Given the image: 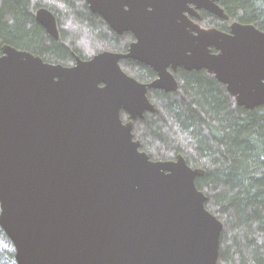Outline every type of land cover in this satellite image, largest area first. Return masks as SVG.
<instances>
[{
    "label": "water",
    "instance_id": "obj_1",
    "mask_svg": "<svg viewBox=\"0 0 264 264\" xmlns=\"http://www.w3.org/2000/svg\"><path fill=\"white\" fill-rule=\"evenodd\" d=\"M86 1L113 30L135 33L128 53L77 55L63 65L2 46L0 225L16 261L217 264L224 224L196 184L205 170L181 153L152 159L134 121L156 110L149 89H178L171 69L179 67L214 74L240 106L264 105V30L234 21L231 32L197 25L188 33L187 4L228 18L218 0ZM35 17L59 38L52 10L40 7ZM121 58L145 63L157 78L140 81Z\"/></svg>",
    "mask_w": 264,
    "mask_h": 264
},
{
    "label": "trees",
    "instance_id": "obj_2",
    "mask_svg": "<svg viewBox=\"0 0 264 264\" xmlns=\"http://www.w3.org/2000/svg\"><path fill=\"white\" fill-rule=\"evenodd\" d=\"M220 3L229 20L264 30V0ZM40 7L56 15L59 38L36 19ZM204 18L222 27L228 21L209 12ZM129 39L91 11L86 0H0V54L1 45L10 43L45 61L72 65L76 55L125 50ZM126 64L122 66L141 81L156 77L147 65ZM178 78L177 90L149 89L156 110L134 121L135 139L152 159H175L181 153L191 166L205 170L196 184L208 197L207 208L224 224L217 264H264V105H238L226 85L205 69L180 68ZM122 118H128L125 111ZM0 264H18L1 225Z\"/></svg>",
    "mask_w": 264,
    "mask_h": 264
},
{
    "label": "flooded vegetation",
    "instance_id": "obj_3",
    "mask_svg": "<svg viewBox=\"0 0 264 264\" xmlns=\"http://www.w3.org/2000/svg\"><path fill=\"white\" fill-rule=\"evenodd\" d=\"M221 6H222V4L220 3V0H218L217 1ZM223 7V6H222ZM224 8V7H223ZM225 10V9H224ZM37 11V10H36ZM205 12H209V13H211V14H213V15H216V16H218L217 14H214V13H212V12H210L208 9H206V8H204V7H201V8H198L197 6H196V4H193V3H188L187 4V6H186V8H185V10H184V14H185V16H187V20H189V21H187L188 22V24H187V26L185 27L186 28V31L188 32V33H190V34H197L198 33V30H196L197 29V25L199 26V27H201V28H205V29H209V28H217V29H219V30H221V31H224V32H231V25H232V23L234 22V21H238V20H229V15L227 14V12H226V10H225V12H226V14L228 15V18H225V17H221V16H218L219 18H221V19H224V20H228L227 21V23H226V26L225 27H222V26H217V25H215V24H212V23H210V22H208L205 18H204V13ZM106 21V20H105ZM107 22V21H106ZM108 23V22H107ZM109 24V23H108ZM174 24V26H178V28H182V25H181V23H180V20L178 21V23H173ZM109 26H110V24H109ZM111 27V26H110ZM112 28V27H111ZM113 29V28H112ZM115 31V30H114ZM116 33H118V34H120V35H122V34H128L129 35V37H130V39L127 41V44H126V49L125 50H110V51H116V52H119V53H124V54H126V53H128L129 52V50H130V47H131V44L132 43H134V42H136L137 40H138V38L136 37V35H135V33L133 32V31H131V30H125L124 32H122V33H119V32H117V31H115ZM5 44H10V43H3L1 46H3V45H5ZM11 45V44H10ZM105 50H109V49H104V50H102V51H105ZM102 51H100V52H102ZM212 51L213 52H218V50L216 49V48H214V47H212ZM97 53H99V52H97ZM97 53H95L93 56H95ZM77 56V55H76ZM75 56V57H76ZM93 56H91V57H89V58H83V57H81V58H83V59H91ZM76 59V58H75ZM127 60H129V61H136V62H140V61H138V60H136V59H133V58H121L120 59V65L122 66V65H129V64H126V61ZM76 61V60H75ZM141 64H143V65H146L145 63H143V62H140ZM73 64H75V62L73 63ZM72 64V65H73ZM150 67V66H149ZM151 68V67H150ZM181 67H179L177 70H173V69H171L172 70V72H173V74L175 75V77L177 78V80H178V82H179V78H178V76H179V69H180ZM124 69V68H123ZM184 69V68H183ZM155 71V70H154ZM156 72V71H155ZM129 74V73H128ZM133 76V75H132ZM157 76H158V74H157V72H156V77L155 78H157ZM154 78V79H155ZM138 79V78H137ZM153 80V79H152ZM151 80V81H152ZM141 81V80H140ZM142 82H144V81H142ZM127 113V112H126ZM121 115H122V113H121ZM124 120V119H123ZM128 120V118L126 119V120H124V121H127Z\"/></svg>",
    "mask_w": 264,
    "mask_h": 264
},
{
    "label": "rangeland",
    "instance_id": "obj_4",
    "mask_svg": "<svg viewBox=\"0 0 264 264\" xmlns=\"http://www.w3.org/2000/svg\"><path fill=\"white\" fill-rule=\"evenodd\" d=\"M92 54H94L93 52H92ZM122 68H124L123 66H122ZM124 70L127 72V73H129L125 68H124ZM130 75H133V74H131V73H129Z\"/></svg>",
    "mask_w": 264,
    "mask_h": 264
}]
</instances>
